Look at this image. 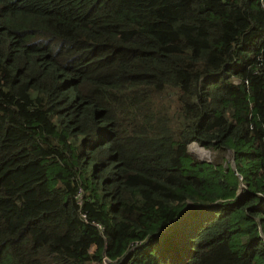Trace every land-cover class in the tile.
<instances>
[{
  "label": "trees",
  "instance_id": "obj_1",
  "mask_svg": "<svg viewBox=\"0 0 264 264\" xmlns=\"http://www.w3.org/2000/svg\"><path fill=\"white\" fill-rule=\"evenodd\" d=\"M103 257L264 264V0H0V264Z\"/></svg>",
  "mask_w": 264,
  "mask_h": 264
},
{
  "label": "rangeland",
  "instance_id": "obj_2",
  "mask_svg": "<svg viewBox=\"0 0 264 264\" xmlns=\"http://www.w3.org/2000/svg\"><path fill=\"white\" fill-rule=\"evenodd\" d=\"M189 152L195 156L197 159L200 160H206V161H212L214 159L213 157V153L209 152L208 150H206L204 147L200 146L199 144H197L196 142H192L189 147ZM226 156V160L228 162H230V165H232L233 161H232V157L231 154H225ZM215 159L216 160H220V154L219 153H215ZM92 251H94L92 249ZM89 264H109V261L107 260L106 257H103L101 260L99 261H92Z\"/></svg>",
  "mask_w": 264,
  "mask_h": 264
},
{
  "label": "water",
  "instance_id": "obj_3",
  "mask_svg": "<svg viewBox=\"0 0 264 264\" xmlns=\"http://www.w3.org/2000/svg\"><path fill=\"white\" fill-rule=\"evenodd\" d=\"M233 170H234V172H236L235 169H233Z\"/></svg>",
  "mask_w": 264,
  "mask_h": 264
}]
</instances>
